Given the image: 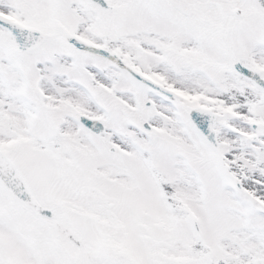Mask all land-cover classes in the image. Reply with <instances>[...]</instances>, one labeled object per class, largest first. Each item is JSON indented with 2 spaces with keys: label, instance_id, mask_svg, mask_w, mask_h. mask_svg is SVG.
I'll list each match as a JSON object with an SVG mask.
<instances>
[{
  "label": "snow or ice",
  "instance_id": "6c2138e0",
  "mask_svg": "<svg viewBox=\"0 0 264 264\" xmlns=\"http://www.w3.org/2000/svg\"><path fill=\"white\" fill-rule=\"evenodd\" d=\"M0 264H264V0H0Z\"/></svg>",
  "mask_w": 264,
  "mask_h": 264
}]
</instances>
